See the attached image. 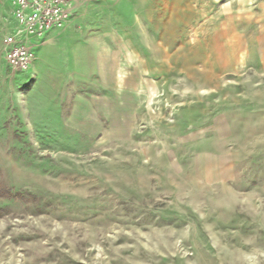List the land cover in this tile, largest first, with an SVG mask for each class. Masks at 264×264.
Instances as JSON below:
<instances>
[{"label":"rangeland","instance_id":"rangeland-1","mask_svg":"<svg viewBox=\"0 0 264 264\" xmlns=\"http://www.w3.org/2000/svg\"><path fill=\"white\" fill-rule=\"evenodd\" d=\"M13 25L0 264H264V0H74L26 71Z\"/></svg>","mask_w":264,"mask_h":264},{"label":"built area","instance_id":"built-area-1","mask_svg":"<svg viewBox=\"0 0 264 264\" xmlns=\"http://www.w3.org/2000/svg\"><path fill=\"white\" fill-rule=\"evenodd\" d=\"M74 0H8L14 25L2 40L6 62L19 71H26L35 59L34 48L52 30L70 19ZM40 38L37 44L30 42Z\"/></svg>","mask_w":264,"mask_h":264},{"label":"crops","instance_id":"crops-1","mask_svg":"<svg viewBox=\"0 0 264 264\" xmlns=\"http://www.w3.org/2000/svg\"><path fill=\"white\" fill-rule=\"evenodd\" d=\"M8 5H9V3H8ZM10 10V9H9Z\"/></svg>","mask_w":264,"mask_h":264}]
</instances>
